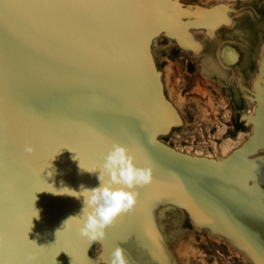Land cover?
Returning <instances> with one entry per match:
<instances>
[{
  "label": "rangeland",
  "instance_id": "1",
  "mask_svg": "<svg viewBox=\"0 0 264 264\" xmlns=\"http://www.w3.org/2000/svg\"><path fill=\"white\" fill-rule=\"evenodd\" d=\"M90 41L111 54L104 90L76 83L79 96L48 107L45 60L59 65L54 84L70 82L79 60L94 64ZM68 105L107 125L88 136L81 117L64 120ZM56 112L65 122L49 128ZM69 131L87 142L78 162L61 151ZM114 144L151 167L153 180L133 189L135 207L90 244L79 235V193L99 185ZM27 146L33 151L23 154ZM196 156L232 159L208 169ZM263 207L264 0H0V239L13 246L5 259L109 264L119 245L129 264H263Z\"/></svg>",
  "mask_w": 264,
  "mask_h": 264
},
{
  "label": "bare ground",
  "instance_id": "2",
  "mask_svg": "<svg viewBox=\"0 0 264 264\" xmlns=\"http://www.w3.org/2000/svg\"><path fill=\"white\" fill-rule=\"evenodd\" d=\"M11 1H13V0H11ZM33 2V1H32ZM35 2V1H34ZM101 2V1H100ZM35 4V3H34ZM33 4V5H34ZM19 5V4H18ZM60 6V5H59ZM16 7V6H15ZM27 7H28V5H27ZM34 7V6H33ZM32 7V8H33ZM57 7H58V5H57ZM61 7H62V5H61ZM34 9V8H33ZM36 9H38V8H36ZM17 10V9H16ZM24 10V9H23ZM62 10V9H61ZM60 10V11H61ZM29 11V10H28ZM20 12V14H22L21 12L22 11H19ZM66 12V11H65ZM28 13V12H27ZM42 15V14H41ZM73 15V14H72ZM22 17V16H21ZM27 17V16H26ZM26 17H24L25 19H26ZM58 17H60V15L58 16ZM20 18V17H19ZM19 18H18V20H19ZM45 18V17H44ZM57 18V17H56ZM64 18H66V17H64ZM31 19V18H30ZM29 19V20H30ZM53 19H55V18H53ZM60 19H62V18H60ZM56 20V19H55ZM58 20H59V18H58ZM26 21H27V19H26ZM35 21V20H34ZM54 21V20H53ZM60 21V20H59ZM36 22V21H35ZM34 22V23H35ZM51 22V21H50ZM75 22V21H74ZM45 23V22H44ZM52 25H53V23H51ZM30 25V24H29ZM37 25V24H36ZM48 25V24H47ZM50 25V24H49ZM65 25V24H64ZM12 26H13V24H12ZM18 26V25H17ZM58 26V25H57ZM69 26V25H68ZM19 27V26H18ZM60 27V26H59ZM15 28H16V26H15ZM37 28V27H36ZM42 29H43V27H41ZM41 28H40V26H39V29L41 30ZM112 28V27H111ZM13 29V28H12ZM19 29V28H18ZM17 29V30H18ZM50 29V28H49ZM58 29V28H57ZM60 29V28H59ZM37 30V29H36ZM11 31V30H10ZM14 31V30H13ZM50 31V30H49ZM18 32V31H17ZM59 32V31H58ZM113 32V31H112ZM9 33V32H8ZM7 33V34H8ZM11 33H12V31H11ZM10 33V34H11ZM13 34V33H12ZM113 34V33H112ZM112 34H110V35H112ZM11 37V36H10ZM58 38H59V36H58ZM109 38V37H108ZM17 39V38H16ZM6 41V40H5ZM7 42H9V41H7ZM57 42V41H56ZM59 42V41H58ZM62 42V41H61ZM107 42H109L108 40H107ZM10 43V42H9ZM60 43V42H59ZM6 44V43H5ZM8 45V44H7ZM15 45H16V43H15ZM105 45H107V44H105ZM109 45V44H108ZM13 46V45H12ZM11 46V47H12ZM89 46H92L93 47V49L96 47L99 51H98V53H97V56H95V58H94V60H93V63L94 64H91L90 63V61H80L79 60V62H80V64L79 65H75V68H73V69H75L74 70V73L73 74H70V75H72L71 76V81L69 82H62V83H60V84H58V85H56V84H54V79L55 78H57V77H60V76H62L61 74H60V72H59V65H57V64H53L52 63V61L49 59V58H47L46 60H45V70H44V72H43V74L45 75V77L48 79L47 81L45 80L44 82V85H42V89H46V88H49V90H48V95L49 96H47L46 97V99H47V102H48V107H53L54 105H59V103H58V101H57V99L59 98V97H62L63 95H65V97H70V98H76V96H79V94H77L75 91H77L78 90V85H76V83H84V84H86V85H89L88 87H91L92 85H96L97 87V89L98 90H101V91H103L104 89V85L106 84V82L109 80L108 78H110V75H109V72H108V70H107V68H108V66H109V64H111V58H110V56L109 55H111L110 53H109V51H105V50H103V47H101V44H100V41H98V42H92V41H90V42H88V44H87V48L89 47ZM56 47H57V45H56ZM63 47V46H62ZM33 48V47H32ZM106 47H104V49H105ZM15 49V48H14ZM13 50V49H12ZM34 50V49H33ZM62 51H64V50H62ZM97 51V50H96ZM103 51H104V53H103ZM16 54V53H15ZM19 54V53H18ZM38 54V53H37ZM30 55L32 56V53H30ZM67 55V54H66ZM16 56V55H15ZM49 56V55H48ZM63 57V56H62ZM65 57V56H64ZM123 57V56H122ZM68 59L70 58V57H67ZM14 59H15V57H14ZM31 59V58H30ZM67 59V60H68ZM62 60V59H61ZM64 60H65V58H64ZM73 60V59H72ZM113 60V59H112ZM14 62H15V60H14ZM65 62H66V60H65ZM74 62H76V61H74ZM122 62V61H121ZM61 63H62V61H61ZM64 63V62H63ZM69 63V62H68ZM58 67H57V66ZM62 65V64H61ZM68 65H70V64H68ZM16 67V66H15ZM62 67H63V65H62ZM58 68V69H57ZM72 68V67H71ZM15 71H16V69H14ZM62 70H64V69H61V71ZM68 70H69V68H68ZM14 71V72H15ZM3 72H5V71H3ZM65 72V71H64ZM72 72V71H71ZM66 73H68V72H66ZM26 74V73H25ZM9 75V74H8ZM63 75H64V73H63ZM66 75V74H65ZM122 76H123V73H122ZM9 77V76H8ZM23 79V78H22ZM107 80V81H106ZM67 81V80H66ZM61 82V81H60ZM59 83V82H58ZM68 83H72V84H74V85H67ZM121 84H122V82H121ZM120 84V85H121ZM121 88V90H120V92L121 93H123V84H122V87H120ZM77 89V90H76ZM72 91L71 93H68L67 91ZM80 90V89H79ZM90 91H91V89H89ZM81 93V92H80ZM123 97H124V99H125V101H126V99L127 98H125V97H127V95H123ZM134 97V96H133ZM63 98V97H62ZM131 99V98H130ZM122 100V99H121ZM135 100V99H134ZM129 101V100H128ZM158 100H156V102H157ZM66 102L68 103V99L66 98ZM72 102V101H71ZM122 102H123V100H122ZM74 103V102H73ZM126 104H127V101L125 102ZM129 104V103H128ZM133 104H134V102H133ZM154 104V102H152V105ZM155 104H157V103H155ZM160 104H162V103H160ZM76 106L77 107H79V106H81L79 103H77L76 104ZM127 106V105H126ZM151 106V105H150ZM61 107H64L63 105H61ZM152 107V106H151ZM158 107V106H157ZM69 108H71L69 105L68 106H65V108H64V110H61V112H63V113H66L67 111V109H69ZM123 109V108H122ZM151 110V109H150ZM149 110V111H150ZM91 111H93V110H81V112L77 109L76 110V112H71L72 114L74 113L75 115H74V118L76 119L77 118V116L78 117H81V119H80V121L81 122H79L78 123V128L79 129H90L91 131H92V129H102V127L103 126H105V125H107L106 123H104L103 121L101 122V123H99V120H95V119H91L90 120V118H88V116H89V114H90V112ZM147 112H148V110H147ZM156 112V107H155V110H154V114L152 115L153 116V118H156V115H157V113H155ZM2 113V112H1ZM69 113V114H68ZM68 113H67V117H65V119L64 120H66V119H68L69 121H71L70 119H71V116H72V114L70 113V109H69V111H68ZM133 113H134V111H133ZM150 113H151V111H150ZM65 115V114H64ZM142 115H143V113H142ZM145 115V114H144ZM142 116V118L143 117H145V116ZM149 116H150V114H148ZM62 116V115H61ZM61 116H60V112H56L55 114H54V116L53 117H51V118H53V119H57V120H59L60 118H61ZM134 116V115H133ZM18 117V116H17ZM85 117H86V119H85ZM93 117V116H92ZM148 117V116H147ZM98 118V117H97ZM74 119V120H75ZM77 119H79V118H77ZM148 119V118H147ZM5 120H7V119H5ZM44 120V119H43ZM64 120H59L57 123H55V125H53V124H50L49 125V128H52L53 126L54 127H58V125H60L61 124V122L62 121H64ZM73 120V119H72ZM143 120V119H142ZM65 122V121H64ZM66 122H67V120H66ZM134 122H135V119H134ZM149 122V119L148 120H146L145 121V125H147L148 126V123ZM83 123H85L84 124V126H82L83 125ZM2 124V123H1ZM20 125H21V123H20ZM152 125V124H151ZM77 126V125H76ZM76 126H73V127H76ZM109 126V125H108ZM150 126V125H149ZM56 127V128H57ZM145 127V126H144ZM22 129H26L24 126H22ZM30 129V128H29ZM34 129H38V128H34ZM43 129V128H42ZM59 129H72V127H70L69 128V126H67V125H64V126H61V128L59 127ZM150 129V128H149ZM45 130V129H44ZM88 131V136H93L94 135V132H96V131H92L93 133H91V131ZM84 131H86V130H84ZM146 131V130H145ZM59 132H61V130H59ZM38 133H39V131H38ZM77 133H79V132H77ZM85 133H87V132H85ZM39 135V134H38ZM43 135V139H44V141H47L48 140V138H49V134L48 133H44V134H42ZM45 135H46V137H48V138H46L45 137ZM61 135L63 136V131H62V133H61ZM150 135V134H149ZM2 136V135H1ZM3 137V136H2ZM29 137V136H28ZM84 137H82L81 136V134H76V132H74V131H69L68 133H66V135L63 137V139H64V143H63V145H62V147H61V151H62V153L64 154V156H65V158H66V160L67 161H71V160H73L74 158H77V162L78 161H80L81 159H83V157H85V152H87V150H88V147L86 146L87 145V142H84V139H83ZM30 139H33V138H31L30 137ZM37 139V138H36ZM24 140V139H23ZM87 141V140H86ZM21 142V141H20ZM23 143L24 142H22V145H23ZM52 143V142H51ZM159 143V142H158ZM21 146V145H20ZM24 146V145H23ZM59 146V145H58ZM90 146V145H89ZM94 147V146H93ZM161 147L163 148V149H165L167 152H169V154H171V155H174V156H176V155H178V156H186V157H184V158H189V159H185V160H191L190 158L191 157H193V156H189V155H186V154H183V153H181V152H178V151H176V150H174L173 148H170L169 146H167V145H164V144H161ZM56 148V147H55ZM60 148V147H59ZM240 148V147H239ZM20 149V148H19ZM58 150V149H57ZM162 150V149H161ZM53 152H55V151H53ZM165 152V151H164ZM22 153L23 154H25V149H24V151H22ZM57 153V152H56ZM62 153H61V155H62ZM53 154H55V153H53ZM60 154V153H59ZM132 154V153H131ZM56 155V157H58L57 155H58V153L57 154H55ZM54 155V156H55ZM163 155V154H162ZM60 156V155H59ZM139 156V155H138ZM136 157V156H135ZM140 158H141V156H139ZM207 158V157H206ZM206 158H204L203 156H196V157H194V160H196L198 163H199V165L201 166V167H204V168H215L216 169V165H217V167L219 166V167H222V166H224L228 161H229V159L231 160L232 159V157L230 158V156H228V157H226V158H221V161H220V163H219V165L216 163V162H213L214 161V159H213V161H210V160H208V159H206ZM88 159H90V157L88 158ZM136 159V158H135ZM142 159V158H141ZM166 159V158H165ZM180 159V158H179ZM211 159V158H210ZM183 160V159H182ZM193 160V162H196V161H194ZM61 161V160H60ZM138 161V160H137ZM136 161V162H137ZM170 161V160H169ZM66 161L64 160L63 161V163H65ZM142 162H144V161H142ZM178 162V161H177ZM193 162H191V164L193 163ZM218 162V161H217ZM59 163H61V162H59ZM139 164V163H138ZM142 164V163H141ZM179 164V163H178ZM194 164V163H193ZM238 164H241V163H238ZM61 165H62V163H61ZM61 165H57V166H61ZM64 165V164H63ZM196 166H198V165H196ZM233 166V165H232ZM62 167V166H61ZM144 167V166H143ZM146 167V166H145ZM155 167V166H154ZM238 167V166H237ZM55 168H56V166H55ZM239 168V167H238ZM55 170V169H54ZM153 170V169H152ZM182 170V169H181ZM223 170V169H222ZM236 170V168H234V171ZM238 170V169H237ZM31 171V170H30ZM89 171V170H88ZM231 171H233L232 169H231ZM28 172V171H27ZM34 172V171H33ZM154 172V171H153ZM156 172V171H155ZM54 173V172H53ZM211 173V172H210ZM52 174V173H51ZM55 174H57V169H56V172H55ZM162 174V173H161ZM187 174V173H186ZM21 175V174H20ZM197 175V174H196ZM199 175V174H198ZM155 177V176H154ZM161 177H163L162 175H161ZM159 178V177H158ZM201 178V177H200ZM88 179V178H87ZM91 179V178H90ZM55 180V179H54ZM92 180V179H91ZM199 180V179H198ZM203 181V180H202ZM98 182H100V181H98ZM211 182V181H210ZM93 183V182H92ZM97 183V182H96ZM207 183V182H206ZM91 184V183H90ZM93 184H95V183H93ZM99 185L97 184V187H98ZM188 189V188H187ZM194 192V191H193ZM40 194V193H39ZM41 195V194H40ZM201 195V194H200ZM40 197H43V195L42 196H40ZM44 198V197H43ZM42 198V199H43ZM38 203V202H37ZM42 203V202H41ZM264 208V207H263ZM133 214V213H132ZM60 219V218H59ZM67 220V219H66ZM68 232V231H67ZM69 234V233H68ZM65 236H68V235H65ZM75 236V235H74ZM72 237V236H71ZM76 237V236H75ZM80 237V236H79ZM73 238V237H72ZM19 239V238H18ZM67 239V238H66ZM20 241V240H19ZM57 241V240H56ZM41 242V241H40ZM58 242V241H57ZM62 242V241H61ZM60 242V243H61ZM55 243V242H54ZM66 243V242H65ZM53 245V244H52ZM55 245V247H56V244H54ZM64 246V245H63ZM51 247V246H50ZM54 247V248H55ZM13 248V246H12V242H11V240H10V238H8V237H3L2 239H0V264H14L15 262H13V263H11V262H9L8 261V259H10L9 258V256H8V259H5V257L6 256H4V254H5V252H7V251H10V250H13L12 249ZM24 249V248H23ZM26 249V248H25ZM48 249V248H47ZM50 249V248H49ZM48 249V250H49ZM52 250H53V247H52ZM65 250V249H64ZM51 251V250H50ZM63 251V250H62ZM256 252H257V255L263 260V264H264V252L263 251H261L260 252V250L257 248V250H256ZM17 253V252H16ZM43 253V252H42ZM7 255H8V253H6ZM5 254V255H6ZM52 254V253H51ZM50 254V257L52 256ZM54 254V253H53ZM68 254V253H67ZM45 256H46V254H45ZM44 256V258H46ZM255 256H256V254H255ZM11 257H13V256H11ZM25 257V256H24ZM24 257H22V258H24ZM58 257V256H57ZM12 259V258H11ZM28 259V258H27ZM17 260V259H16ZM29 260V259H28ZM62 260V259H61ZM25 261H27V260H25ZM31 261V260H30ZM46 261V260H45ZM59 261V260H58ZM55 262H56V260H55ZM80 262V261H79ZM26 263H28V262H26ZM57 263V262H56ZM59 263V262H58ZM87 263V262H86ZM106 263V262H105ZM62 264V263H61ZM64 264V263H63ZM71 264V263H70Z\"/></svg>",
  "mask_w": 264,
  "mask_h": 264
},
{
  "label": "clouds",
  "instance_id": "3",
  "mask_svg": "<svg viewBox=\"0 0 264 264\" xmlns=\"http://www.w3.org/2000/svg\"><path fill=\"white\" fill-rule=\"evenodd\" d=\"M25 151L31 153L33 149L27 146ZM97 170L99 186L82 189L79 193L84 198V206L78 216L81 221L79 235L90 244L103 240L106 229L135 207L138 192L133 189L144 187L153 180L151 167H138L129 150L120 144L112 146ZM73 218L77 217L68 220ZM109 264H129L121 246L117 245L112 251Z\"/></svg>",
  "mask_w": 264,
  "mask_h": 264
}]
</instances>
